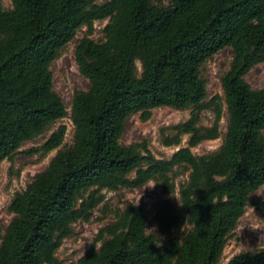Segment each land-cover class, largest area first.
I'll list each match as a JSON object with an SVG mask.
<instances>
[{"label": "trees", "instance_id": "trees-1", "mask_svg": "<svg viewBox=\"0 0 264 264\" xmlns=\"http://www.w3.org/2000/svg\"><path fill=\"white\" fill-rule=\"evenodd\" d=\"M11 1L6 8L0 0V164L51 132L39 149L57 153L13 199L0 264H63L59 251L76 224L108 210L105 191L149 182L163 195L157 229L149 230L142 205L127 202L75 264H222L248 208L264 211L255 196L264 187V88L246 80L264 62V0ZM105 19V39L97 41L96 23ZM75 40L89 88L74 93L69 109L52 66ZM226 48L233 59L221 77L223 96L211 97L204 72ZM222 102L223 144L198 155L193 148L222 136ZM161 107L191 110L188 120L162 128L167 147L189 137L163 159L148 138L123 142L131 117L149 120ZM207 110L214 112L208 126ZM69 115L74 141L65 146L68 127L56 126ZM228 264H264V246Z\"/></svg>", "mask_w": 264, "mask_h": 264}, {"label": "rangeland", "instance_id": "rangeland-1", "mask_svg": "<svg viewBox=\"0 0 264 264\" xmlns=\"http://www.w3.org/2000/svg\"><path fill=\"white\" fill-rule=\"evenodd\" d=\"M108 0H100L104 3ZM6 8H12L11 0H4ZM109 19L96 23V29L92 37L97 41L105 39L104 28ZM85 30L79 33L82 37ZM77 41L71 42L62 51L60 57L53 63L54 82L56 90L66 101L71 109L74 93L77 90H87L89 80L80 72L75 59V46ZM233 59L231 48L220 51L206 66L205 78L208 83V91L211 97L223 96L221 83L222 75L229 69ZM247 82L254 88H264V62L257 65L246 76ZM223 103V102H222ZM224 104V103H223ZM224 116L221 122L222 136L217 140H210L201 143L193 148L198 155L211 153L219 150L223 144L224 137L228 130V115L224 104ZM191 110H177L169 107L154 109L149 120H143L140 114L131 117L126 124L123 142L131 144L148 138L151 148L158 158L171 157L178 149L189 145V137L185 136L181 145L167 147L163 143L161 130L164 127L172 126L184 122L190 118ZM214 121V112L207 110L203 114L204 125H211ZM65 124L68 132L65 139V146H71L74 141V124L71 115L63 119L56 127ZM52 133V132H51ZM51 133L38 138L35 141L25 144L20 152L13 159L5 160L0 164V231L3 232L13 218L10 205L17 193L26 189L34 177L43 171L56 155L57 150L44 153L39 148L46 142ZM39 149V150H37ZM188 174L181 176L178 183L186 181ZM107 196L108 210H97L89 219H84L76 224L75 233L66 239L59 251V257L63 264H75L82 257L80 255L84 244L94 240L101 228L113 219L114 211L122 208L127 202H134L142 205L148 214V228L150 231L156 230L154 222L155 204L163 197L161 188L155 182H149L136 189L123 188L115 192H104ZM256 197L264 199V187L256 194ZM179 198V193L175 195ZM105 203L102 204V206ZM92 244L85 245L86 254ZM264 246V211L255 207H249L242 218L235 234L230 238L224 252L222 264L228 262L237 254L243 251H255ZM84 254V255H85Z\"/></svg>", "mask_w": 264, "mask_h": 264}, {"label": "clouds", "instance_id": "clouds-1", "mask_svg": "<svg viewBox=\"0 0 264 264\" xmlns=\"http://www.w3.org/2000/svg\"><path fill=\"white\" fill-rule=\"evenodd\" d=\"M87 244H92L91 242H89V243H86V244H84V247H83V249H82V251H81V253H80V255L82 256V257H84V248H85V245H87Z\"/></svg>", "mask_w": 264, "mask_h": 264}]
</instances>
